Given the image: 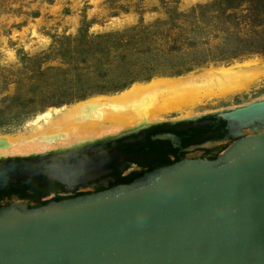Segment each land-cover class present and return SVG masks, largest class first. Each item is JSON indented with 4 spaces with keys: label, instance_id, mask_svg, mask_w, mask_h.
I'll list each match as a JSON object with an SVG mask.
<instances>
[{
    "label": "water",
    "instance_id": "95a60500",
    "mask_svg": "<svg viewBox=\"0 0 264 264\" xmlns=\"http://www.w3.org/2000/svg\"><path fill=\"white\" fill-rule=\"evenodd\" d=\"M214 113L236 128L214 159L186 158L35 208L0 207V264H264V100ZM255 123L259 131H244ZM66 157L76 159L72 151L0 160V189L15 166L8 161L63 179L47 169Z\"/></svg>",
    "mask_w": 264,
    "mask_h": 264
},
{
    "label": "rangeland",
    "instance_id": "374dc122",
    "mask_svg": "<svg viewBox=\"0 0 264 264\" xmlns=\"http://www.w3.org/2000/svg\"><path fill=\"white\" fill-rule=\"evenodd\" d=\"M250 56L264 58V0H0V131L44 108ZM262 94L264 83L200 115Z\"/></svg>",
    "mask_w": 264,
    "mask_h": 264
},
{
    "label": "bare ground",
    "instance_id": "6f19581e",
    "mask_svg": "<svg viewBox=\"0 0 264 264\" xmlns=\"http://www.w3.org/2000/svg\"><path fill=\"white\" fill-rule=\"evenodd\" d=\"M262 83L264 58L259 56L209 65L182 75H157L135 81L119 91L96 93L44 108L15 133L0 131V159L11 155L64 154L143 124L171 116H195L210 105L219 108L222 102L246 97L238 95L256 91ZM256 98L243 106L264 100V94ZM250 128L256 132L261 125L255 123Z\"/></svg>",
    "mask_w": 264,
    "mask_h": 264
},
{
    "label": "flooded vegetation",
    "instance_id": "af4514ba",
    "mask_svg": "<svg viewBox=\"0 0 264 264\" xmlns=\"http://www.w3.org/2000/svg\"><path fill=\"white\" fill-rule=\"evenodd\" d=\"M200 114L180 118L182 120H174V117L171 118L173 121L150 122L111 137L116 139L98 140L72 149L70 152L74 151L76 155L74 161L70 163L66 157L64 163H52L47 169L50 173L62 175L63 179L44 173L32 174L24 163L8 161L7 166L13 163L15 166L9 184L0 189V199L5 202L0 207L19 202L35 208L52 200L129 183L161 166L186 158L214 159L219 152L212 155L213 148L232 143L236 139V128H232L220 113ZM236 124L234 122L233 126ZM161 134L167 136L158 137ZM26 199L34 200L35 206H29L24 201Z\"/></svg>",
    "mask_w": 264,
    "mask_h": 264
}]
</instances>
